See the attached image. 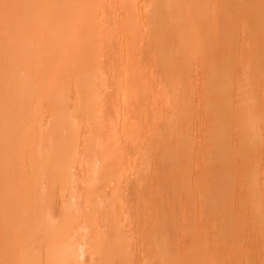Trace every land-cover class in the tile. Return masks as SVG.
<instances>
[{
  "label": "rangeland",
  "instance_id": "1",
  "mask_svg": "<svg viewBox=\"0 0 264 264\" xmlns=\"http://www.w3.org/2000/svg\"><path fill=\"white\" fill-rule=\"evenodd\" d=\"M0 181V264H264V0H0Z\"/></svg>",
  "mask_w": 264,
  "mask_h": 264
},
{
  "label": "bare ground",
  "instance_id": "2",
  "mask_svg": "<svg viewBox=\"0 0 264 264\" xmlns=\"http://www.w3.org/2000/svg\"><path fill=\"white\" fill-rule=\"evenodd\" d=\"M90 67V66H89ZM81 69H83V67L81 68ZM87 69V68H86ZM89 70V69H88ZM46 79V78H45ZM6 115V114H5ZM2 121V120H1ZM8 137V136H7ZM19 141V140H18ZM25 144V143H24ZM33 156V155H32ZM36 156L38 157V155L36 154ZM41 157V156H40ZM32 159V158H31ZM39 160V159H38ZM33 162V161H32ZM34 163V162H33ZM42 164V163H41ZM32 166H33V164H31ZM30 165V166H31ZM36 165V164H35ZM31 170V169H30ZM32 172V171H31ZM38 175V174H37ZM35 176V175H34ZM28 177H30V176H28ZM27 178V177H26ZM35 178V177H34ZM1 182V181H0ZM20 185V184H19ZM33 187V186H32ZM37 188V187H36ZM13 189V188H12ZM33 190V189H32ZM11 191V190H10ZM34 191V190H33ZM38 191V190H37ZM36 190H35V192H34V194H36L37 195V193L39 192H37ZM30 192V191H29ZM37 192V193H36ZM27 193V192H26ZM26 193H24V194H26ZM33 194V192L31 193V195ZM27 195H29V194H27ZM35 195V196H36ZM40 194H38L37 196H39ZM25 196V195H24ZM34 195H32L31 197H33ZM20 196L18 195V198H19ZM11 198H13V197H11ZM32 199V198H31ZM12 201V200H11ZM24 201H25V199H24ZM28 201V200H27ZM31 202H32V200H31ZM25 203V202H24ZM27 203V202H26ZM35 203V202H34ZM10 204V203H9ZM33 204V203H32Z\"/></svg>",
  "mask_w": 264,
  "mask_h": 264
}]
</instances>
